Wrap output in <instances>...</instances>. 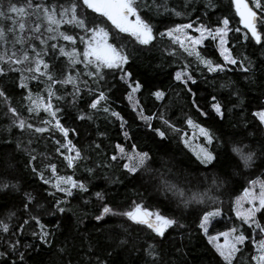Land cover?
Returning a JSON list of instances; mask_svg holds the SVG:
<instances>
[{
	"label": "snow or ice",
	"instance_id": "6c2138e0",
	"mask_svg": "<svg viewBox=\"0 0 264 264\" xmlns=\"http://www.w3.org/2000/svg\"><path fill=\"white\" fill-rule=\"evenodd\" d=\"M230 4L235 16L239 18L238 23L245 30L236 42L251 40L264 48V0H230ZM180 7L187 9L188 5ZM204 7L214 8V0H207ZM177 9V5H170V0H0V106L9 122L8 131L15 128L21 134H29L27 142H16L14 149L28 156L26 167L30 168L43 185L48 186L44 190L47 196L53 197L52 206L45 209L37 196L25 191L19 208L13 206L14 210L7 211L6 216L0 218V264H27L30 252H46L49 257H58L59 264H72L71 259H65L67 245L54 243L55 231L60 228V224L57 223L53 230H49L47 224L42 222L41 211L49 216L65 214L69 209L62 205L69 203L68 198L74 195L89 193L88 184L75 179L74 175L60 174L57 164L50 159L47 163L42 160L39 165H34L37 156L33 154L35 149L30 147L33 135L48 133L49 138L58 146L55 150L62 157L61 163L68 169H75L81 161L89 159L86 152L69 138L70 132L75 134L76 130L61 123L58 113L63 108L54 104V100L62 102L70 97L68 104L75 106L85 95L91 96L87 108L92 111H80L76 118L92 121L93 113L107 114L120 121L125 140H131L125 128L127 121L108 105L107 93L110 89L106 87L107 82L110 78L118 77L129 89L126 99L132 111L163 140L167 138V133L160 127L153 128V120H160L165 128L178 134L182 133V129L176 128L166 119L163 111L159 114H144V108L136 96L143 85L132 79V72L126 68L138 52H151L156 47L154 41L157 36L167 37L187 56L195 57L210 73L239 70L249 82H255L257 74L264 76V60L257 63L243 53L233 54L232 48L235 45L229 44L228 36L230 32H241V29L232 28L227 16L220 18L214 28L200 22L193 29V23L188 22L175 24L164 31L155 29L152 23L155 16L187 15L185 10ZM189 29L199 35H189ZM209 38L217 41L223 63H214L198 50L203 47L204 40ZM166 52L171 56L176 55L174 49H167ZM187 69L188 65H184L182 70L175 73L174 78L191 92L187 85L189 81L193 84L196 81ZM30 84L36 87L35 92ZM69 86L70 91L67 90ZM62 88L65 91L62 92ZM220 88L228 90V95L240 98V91L231 79L224 80ZM16 89L20 91L16 92ZM151 95L156 101H164L166 96L161 90H156ZM14 96H19L20 101L27 103H21L18 107L13 103ZM212 99L216 101L215 96ZM212 108L217 116L221 119L224 117L220 102L213 103ZM21 109L27 111L28 117L23 116ZM253 116L259 130L264 131V107L255 111ZM33 117H39L38 124L31 122ZM185 122L197 129L204 139L199 150L193 151L196 161L205 169L196 177L198 184L206 185L204 191L186 190L179 180L169 179L170 174L175 175L171 167H165L163 171L154 169L152 165L156 161L150 153L138 150L134 143L127 147L116 144L114 153L108 157L109 163L103 166L110 167L111 162H117L129 177L140 182H143L145 174L157 173L154 176L158 180L157 190L165 200L171 197L176 208L183 209V213L187 214L195 211L193 206H200L197 228L206 237L208 245L222 264H234L245 246L254 250L250 264H264V224L257 219L258 214L264 219V140H249L254 133L248 132L240 134L243 139L224 142L191 118H187ZM56 133L60 134V138H56ZM180 139L191 150L187 133L181 134ZM3 142L6 145L13 143L7 137ZM95 148H100V145L95 144ZM96 166L101 167L100 164ZM12 167L10 160L0 161V193H3L0 198L5 200L11 192L21 191L19 184L13 183L15 177L9 171ZM85 171L91 175L94 169L87 167ZM244 174H248L250 178L231 204L235 217L241 221V225L252 229V232L246 235L241 226H233L226 231L211 234L209 227L213 220L224 215V201L209 193L213 190L220 192L233 177ZM56 193L63 195L57 197ZM91 195L98 201L105 200L103 192L97 191ZM135 195L142 197L143 193L136 192ZM207 201H211V204H207ZM88 202L84 200V203ZM7 207V204L0 205V212ZM114 217L123 218L130 225L136 226L130 229V225H118L123 232L111 235L117 246H129L138 250L142 264H173L169 259L171 253L165 246L171 244L170 229L185 227L177 214L147 206L143 199H133L127 206L101 203L93 219L107 224ZM13 219L16 220L15 225L12 223ZM30 224L31 236L38 241L36 244L22 243L25 226ZM145 229L148 230V240L139 243V234ZM174 251L182 253V248H174ZM51 264H57L56 260H52ZM96 264H105V261L97 259Z\"/></svg>",
	"mask_w": 264,
	"mask_h": 264
},
{
	"label": "trees",
	"instance_id": "16d2710c",
	"mask_svg": "<svg viewBox=\"0 0 264 264\" xmlns=\"http://www.w3.org/2000/svg\"><path fill=\"white\" fill-rule=\"evenodd\" d=\"M205 3L207 0H170V5H177V10H185L187 15L179 17L168 14L155 16L152 23L159 31H164L175 24L188 22H192L194 26L203 22L206 26L214 28L220 18L227 16L232 28L241 29V32H230L228 36L229 44L235 45L232 48L233 54L243 53L257 63L264 60V48L255 44L254 41L240 40L239 43L236 42L242 37L245 30L238 23L239 18L235 16L230 0H214L215 7L210 9H205ZM184 4L188 5L187 9L180 7ZM154 43L156 47L151 52H138L126 66L128 71L133 74L132 79L140 81L143 85L136 96L144 108L145 115L159 114L163 111L165 118L176 128L182 129L181 134L187 133V137L190 134V126L185 121L187 118H191L196 124L209 129L224 142L243 139L240 134L248 132L254 133V136L248 138L249 140H264V131L259 130L256 118L253 116L255 111L264 107V76L257 74L255 82H249L244 79V74L239 70L210 73L207 68L198 63L195 57L187 56L177 44H173L167 37L157 36ZM136 48L138 49L139 46ZM167 49H174L176 55H168ZM198 50L201 55L211 59L214 63H223L217 49V41L210 38L205 39L203 47ZM184 65H188L187 70L196 81L194 84L189 81L187 85L191 92H188L185 86L174 78L175 73L182 70ZM226 79L235 82V86L240 91L239 99L236 96L228 95V90L220 88V84ZM30 87L33 92L37 90L31 84ZM106 87L110 89L107 93L108 105L127 121L125 128L129 132L131 140H125L120 128V121L107 114L93 113L92 121L76 118L80 111H92L87 108L88 101L92 99L88 95L79 100L75 106L68 104L70 97L62 102L53 101L54 104L63 108V111L58 113L61 123L65 127L76 130L75 134L70 132L69 138L82 151L86 152L89 157L87 161H81L75 169H68L61 163L62 157L55 150L58 146L53 139L49 138L48 133L32 136L33 142L30 147L35 149L33 154L37 156V160L33 162L34 165H39L42 160L47 163L50 159L51 162L57 164L60 174L74 175L75 179L87 183L90 190L89 193L77 194L68 198L69 203L62 206L69 210L63 215L49 216L44 214L43 210L41 211L42 222L47 224L49 230H53L57 223L60 224V228L55 231L54 243L67 245L68 252L65 259H71L72 264H96L97 259L105 261V264H142L141 253L138 250H133L129 246H117L111 239L112 233L123 232L122 228L118 226L119 224L128 227L130 222L114 217L104 224L97 222L93 217L98 213L101 203L127 206L133 199H143L147 206L177 214L181 222L185 224L182 229L169 230L171 244L165 247L171 253L169 259L173 264H222L220 258L208 245L206 237L197 228V215L200 206H193L195 211L187 214L183 213V209L176 208L171 197L165 200L161 192L157 190L158 180L154 178L155 175H158L157 173L145 174L143 182H140L136 178L129 177L117 162H111L110 167L103 166L109 163L108 157L114 153L116 144H123L127 147L134 143L138 150L150 153L153 160L156 161L152 165L154 169L159 168L163 171L165 167H171L175 175L170 174L169 179L179 180L186 190L191 189L192 192H196L204 191L206 188L203 183L198 184L196 179L199 173L205 171L204 166L199 165L193 151L189 147H185L180 139L181 134L165 128L160 120H153L151 122L153 128L160 127L167 133V138L161 140L132 111L129 101L126 99L129 89L123 81L118 77L110 78ZM67 90L70 91V86ZM156 90L165 92L164 101H156L155 97L151 95ZM19 91L20 89H16V92ZM61 91L63 92L65 89L62 88ZM213 96L216 97V101H213ZM217 101L223 105L224 117L222 119L216 115L212 108V104ZM13 103L19 107L21 103H27V101H20L19 96H14ZM21 111L23 116L28 117L29 114L26 110L21 109ZM201 113H205V115H201ZM31 122L38 124L39 117H33ZM8 128V119L4 115L3 107L0 106V161H11L13 167L9 171L11 176L15 177L13 183H18L21 190L18 193L11 192L7 200L0 198V205H8L3 212H0V218L6 216L7 211L14 210L13 206L19 208L22 194L25 191L32 192L37 196V199L45 205V209L50 208L53 201V197L47 196L44 191L48 186L43 185L32 174L30 168L26 167L28 156L24 152L14 149L16 142H27L29 134H21L15 128L8 131ZM99 133H103V135H99ZM5 137L12 140L13 143L4 144ZM56 138H60L59 133H56ZM245 142L247 143L248 140ZM95 144H99L100 148H95ZM223 150L221 149V151ZM164 162L167 164L165 165ZM97 164H100L101 167H97ZM87 167L94 169L91 175L85 171ZM257 175H259V171ZM249 178L248 174L233 177L226 188L220 192L213 190L209 193V195L219 196L224 201L222 206L224 215L213 220L209 227L211 234L226 231L233 226H241L246 235L252 232V229H249L247 225H241V221L235 217L232 211L231 204L233 198L240 194ZM97 191L105 193L104 201H98L94 195H91ZM136 192H142L143 196L135 195ZM62 195L56 193L57 197H62ZM0 197H3V193H0ZM84 200L89 202L84 203ZM206 203L211 204V201ZM258 219L264 224V219H261L260 214ZM12 223L15 225L16 220L13 219ZM135 227V225H130V229ZM31 228V224L25 226V235L21 237L22 243H38L31 236ZM139 235V243L148 240L147 229L140 232ZM174 248H182V253H175ZM0 250H2V246H0ZM253 254L254 250L245 246L238 254L234 264H250V257ZM52 260H56L59 264L58 257H49L46 252H30L27 255V264H51Z\"/></svg>",
	"mask_w": 264,
	"mask_h": 264
},
{
	"label": "rangeland",
	"instance_id": "374dc122",
	"mask_svg": "<svg viewBox=\"0 0 264 264\" xmlns=\"http://www.w3.org/2000/svg\"><path fill=\"white\" fill-rule=\"evenodd\" d=\"M197 27L193 25V29ZM193 29H189L188 34L189 35H193V36H198L199 33L195 32ZM190 142H191V150L192 151H198L199 150V146L204 144V139L202 136L199 135V132L197 129L193 128L190 126V134L187 137ZM259 215V214H258ZM258 215H257V219H258ZM259 220V219H258ZM223 238H221L222 241Z\"/></svg>",
	"mask_w": 264,
	"mask_h": 264
},
{
	"label": "water",
	"instance_id": "95a60500",
	"mask_svg": "<svg viewBox=\"0 0 264 264\" xmlns=\"http://www.w3.org/2000/svg\"><path fill=\"white\" fill-rule=\"evenodd\" d=\"M241 27H242V25H241ZM243 28V27H242Z\"/></svg>",
	"mask_w": 264,
	"mask_h": 264
}]
</instances>
